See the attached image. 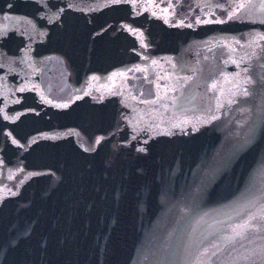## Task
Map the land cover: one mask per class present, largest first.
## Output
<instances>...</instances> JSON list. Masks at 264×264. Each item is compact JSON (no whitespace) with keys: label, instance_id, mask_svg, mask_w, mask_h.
<instances>
[{"label":"water","instance_id":"water-1","mask_svg":"<svg viewBox=\"0 0 264 264\" xmlns=\"http://www.w3.org/2000/svg\"><path fill=\"white\" fill-rule=\"evenodd\" d=\"M0 264H264V0H0Z\"/></svg>","mask_w":264,"mask_h":264}]
</instances>
